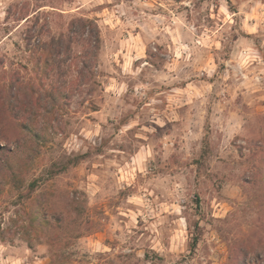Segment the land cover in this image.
Listing matches in <instances>:
<instances>
[{"label":"rangeland","instance_id":"obj_1","mask_svg":"<svg viewBox=\"0 0 264 264\" xmlns=\"http://www.w3.org/2000/svg\"><path fill=\"white\" fill-rule=\"evenodd\" d=\"M73 17L99 28L95 82L73 80L26 127L0 111L18 170L0 175V264H264V110L233 93L224 136L159 93L236 81L237 50L246 63L264 48V0H0V102L34 76L29 30L47 38ZM190 89L177 109L205 108Z\"/></svg>","mask_w":264,"mask_h":264},{"label":"trees","instance_id":"obj_2","mask_svg":"<svg viewBox=\"0 0 264 264\" xmlns=\"http://www.w3.org/2000/svg\"><path fill=\"white\" fill-rule=\"evenodd\" d=\"M41 29L29 30L25 36L26 50L29 52L34 76L28 79L16 77L9 87L13 89V99L0 102V111L9 113L6 122L15 121L20 127L28 126V117L24 118V114L29 116L28 114L39 108L50 112L52 108L59 105L60 99L65 101L69 98L71 93L63 91L66 87H71L73 80L78 86L89 81L95 82L93 77L100 49L99 28L95 20L82 17L70 18L65 32L52 34L47 38H43ZM75 46H80V48L76 50ZM65 63L69 68L73 65L77 67L74 78L67 77L65 72H60V67ZM57 75L63 76L64 80L60 82L61 84L55 85L53 81ZM41 98L48 103L50 110L48 105L39 104ZM2 137L0 132V140H4ZM13 156V149L0 147V175L6 176L5 173H10L11 176H16L18 170ZM35 214L37 215V212Z\"/></svg>","mask_w":264,"mask_h":264},{"label":"crops","instance_id":"obj_3","mask_svg":"<svg viewBox=\"0 0 264 264\" xmlns=\"http://www.w3.org/2000/svg\"><path fill=\"white\" fill-rule=\"evenodd\" d=\"M242 36H239L238 41H240ZM264 49V48H263ZM263 49L258 47L254 48V56L255 58L248 60L246 63H241V55L240 51L237 50L235 57H238L236 60L239 65V74L236 76V81L225 80V77H222L221 80L216 78L215 80L211 79H192L189 82H186L184 85H170V86H159V93H162L163 96L168 99V103H165V106L170 108L171 111L177 113L178 116H203L204 119L208 118L211 121L212 127L215 126V122H220L219 125L215 127H219L220 131H223V135L225 136L230 131H238L239 117L240 115L235 114V112L231 111L232 106H234L232 102L233 93H237V95H241L244 99L251 98L250 102H253V105L259 109L264 110V53ZM235 50V49H233ZM255 51L257 53H255ZM249 53H246V56ZM234 57V58H235ZM226 61L228 65L234 66L232 64L231 59ZM226 70V69H225ZM228 70V69H227ZM190 89L193 95L195 96L194 100H192L194 105L198 103L205 102V108L202 106H196L194 109L185 107L182 110H178L177 108L180 104L181 98H183V91H188ZM220 94H223L222 105L225 110L221 113L217 114L215 107L213 106L215 102H221ZM174 103V104H173ZM187 103V102H182ZM236 103V102H235ZM179 104V105H178ZM211 104H213L211 106ZM230 105V106H228ZM210 106V109L208 108ZM166 109H162L161 115H165Z\"/></svg>","mask_w":264,"mask_h":264}]
</instances>
